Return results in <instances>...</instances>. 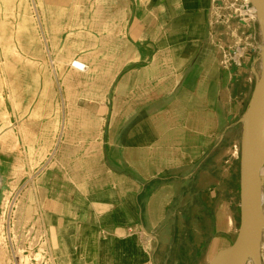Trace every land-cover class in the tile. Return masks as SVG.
I'll use <instances>...</instances> for the list:
<instances>
[{"label": "rangeland", "instance_id": "374dc122", "mask_svg": "<svg viewBox=\"0 0 264 264\" xmlns=\"http://www.w3.org/2000/svg\"><path fill=\"white\" fill-rule=\"evenodd\" d=\"M244 4L245 0H0V70L8 68L0 77V264H96L101 228L64 226L81 212L73 209L85 208L89 222L96 224L114 204L142 187L138 209L146 214L150 189L167 182L184 145L196 138L203 145L215 124L214 111H184L186 97L189 104L197 100L201 105L207 96L206 90L196 91L191 78L196 51L210 44V56L225 67H236L234 54L235 61L247 56L243 59L248 68L254 52L262 54L256 39L251 41L252 27L259 23L244 27ZM139 5L144 7L138 12ZM131 27L137 28L135 35L129 33ZM180 45L188 48L172 64ZM14 48L20 53L18 70L13 67ZM143 50L151 59L159 55L153 68L140 59ZM59 61L65 63L62 69L78 77L65 84L59 70L55 77L53 68ZM75 61L96 73L82 77L72 66ZM257 64L255 70L250 68L254 83L261 69ZM159 77L168 79L165 91L146 95V81H160ZM165 101L172 111H156ZM68 111L84 112L85 119L95 123L104 119L101 141L92 133V142H98L96 157L89 151L86 122L70 118ZM142 114L172 122L180 134L168 166L152 158L146 161L155 172L151 175L143 168L145 162L130 154L139 146L130 134H142L136 129ZM63 119L69 130L54 150ZM156 205L151 199L147 208ZM261 209L264 215V185ZM147 214L153 218L158 212ZM260 253L264 262V227ZM116 257L111 264L143 263V254Z\"/></svg>", "mask_w": 264, "mask_h": 264}, {"label": "crops", "instance_id": "0c3cea01", "mask_svg": "<svg viewBox=\"0 0 264 264\" xmlns=\"http://www.w3.org/2000/svg\"><path fill=\"white\" fill-rule=\"evenodd\" d=\"M203 25L205 28L206 22ZM252 29L255 37L251 41L256 39L255 44L261 46L260 25L254 24ZM136 30L131 27L129 33L135 35ZM210 46L203 43L196 51L191 76L196 91L206 90L207 96L201 105L197 100L189 104L186 97L184 108L214 111L215 124L205 143L196 138L184 145L183 156L171 167L174 173L167 182L150 189L144 216L138 209L140 187L114 204L96 224L89 222L83 207L73 209L81 214L65 221L64 226L71 228H101L96 264L114 263L121 253L143 254L140 264H209L216 253L234 242L239 222L240 117L254 83L250 68L255 70L263 56L256 50L249 68L243 60L232 73L230 65L225 67L210 56ZM151 199L157 203L153 210L147 208ZM154 211L156 217L147 214Z\"/></svg>", "mask_w": 264, "mask_h": 264}, {"label": "water", "instance_id": "95a60500", "mask_svg": "<svg viewBox=\"0 0 264 264\" xmlns=\"http://www.w3.org/2000/svg\"><path fill=\"white\" fill-rule=\"evenodd\" d=\"M257 11L258 23L264 34V0H245ZM264 50V41L261 43ZM234 66L231 72L236 73ZM254 74V72H253ZM255 76V74H254ZM243 129L239 155V222L231 246L219 251L209 264H264L260 253L264 215L261 209V189L264 177V53L260 73L247 107L242 115Z\"/></svg>", "mask_w": 264, "mask_h": 264}, {"label": "bare ground", "instance_id": "6f19581e", "mask_svg": "<svg viewBox=\"0 0 264 264\" xmlns=\"http://www.w3.org/2000/svg\"><path fill=\"white\" fill-rule=\"evenodd\" d=\"M143 7L144 6L139 5L137 8V11L139 12V11L143 10ZM263 41H264V34H263ZM184 48L187 49L188 46L186 47L184 45H180V47L178 48V52L176 54L175 60L173 61L172 64L177 63L178 58L181 56V53L184 52ZM12 52L17 57V59L13 63V67L15 68V70H18L17 67L19 66L20 53L15 48L13 49ZM159 58L160 57L158 55V56H153L151 59L145 54L144 50L141 51L140 59L145 60V61H150L152 64L151 68H153V66H155L158 63V60H160ZM149 59H151V60H149ZM62 63H63V61H59L58 65H57V69L53 68V72H54L55 77H56V75H58L57 70H59V76L62 77L64 84L66 82H68V79L73 78V77H78L75 74L70 73L68 70L62 69ZM64 65H65V63H63V66ZM72 66L74 69H76L77 71L82 73V77H84V78L91 77L92 75H94L96 73L95 68H90L88 65L87 66L84 65L80 61H75V63H72ZM7 70H8L7 65L1 67V70H0V77L1 78H4V76L7 73ZM114 76H113V78H114ZM159 80L160 81L157 80L158 81L157 82V81H154L153 78H151V79L146 81V84H148L147 85L148 88L146 89V92H145L146 95L151 96V97H155V96H157V94H160L161 92L165 91V88L168 85L167 84L168 83L167 77L161 78V79L159 77ZM154 82H155V84H154ZM153 84H154V86H153V90H152L153 92H152L150 88H151V85H153ZM2 100L3 99L1 97L0 98V111H2V107H3V101ZM80 103L81 102L79 100H77L75 102L76 105H78ZM166 105H167V101L163 102V104H161V106H159V109L156 111H172L169 108H167ZM116 109L117 108L115 107L114 110H116ZM116 111H115L114 115L117 114ZM68 116L70 118H73L75 116V118L81 119L82 121L86 122L85 128L87 130V137L89 140V151L91 154L94 155V157H96V155L98 153V147H97L98 142L97 141L92 142V133L95 132L96 137H98L101 141V135H102V132L104 130V119H102L100 122H97V123L91 122L90 120L85 119L84 112H74V111H68ZM66 123H68V122H65V119H63L59 123V127L57 129V137H56V140L54 142V147H55L54 150L57 149V147L60 145L65 133H67V131L69 130V125H66ZM136 126H137L136 129L138 131H140L142 134L140 136H137L138 133L134 134V131L130 134V137H132L131 140H134L135 143L137 145H139L138 148L136 149V151L135 150L131 151L130 154H131V156L134 155L137 159L145 162L143 164V168H144L146 173H148L149 175L155 174L154 171L150 170L146 161L148 159L152 158L154 161L158 162L161 166H168L170 156H172L176 153V145H177L179 138H180L179 129H177L172 122H166L164 120L158 121L157 119L152 118L150 116L145 117L143 114L140 115V120L138 119V124ZM127 129H129V128H127ZM126 130H124L123 133H125ZM153 133H155V135ZM154 138H155V140H154V143H155L154 146L155 147L153 148L151 146V144H152ZM122 140H123V137H121V141ZM261 174L264 175V168L262 169ZM15 214L17 215V210H14V215Z\"/></svg>", "mask_w": 264, "mask_h": 264}, {"label": "built area", "instance_id": "2783aa9c", "mask_svg": "<svg viewBox=\"0 0 264 264\" xmlns=\"http://www.w3.org/2000/svg\"><path fill=\"white\" fill-rule=\"evenodd\" d=\"M242 9H243V12L241 13V15L243 16V17H245L244 18V21H243V23H244V27H246L247 28V26L249 25V23H251V22H258V18H257V11H256V9H255V7H253V5H251L250 3H248V2H245V4L244 5H242ZM248 38V37H247ZM259 49H260V51L262 52V54L264 53V50L262 49V48H260V46H259ZM245 52V53H247V50L246 49H240V52ZM236 53H237V51H236ZM235 58H236V55L234 54V58H233V62L235 63V66L237 67H241L242 66V64H241V60L243 59V58H247V56H245V55H239L238 56V59H237V61H235ZM244 60V59H243ZM242 60V61H243Z\"/></svg>", "mask_w": 264, "mask_h": 264}]
</instances>
